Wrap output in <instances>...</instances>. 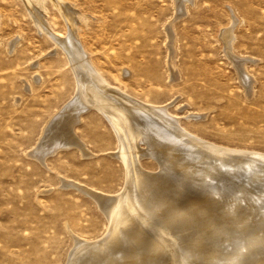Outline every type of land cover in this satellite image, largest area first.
I'll return each mask as SVG.
<instances>
[{
    "label": "rangeland",
    "instance_id": "rangeland-1",
    "mask_svg": "<svg viewBox=\"0 0 264 264\" xmlns=\"http://www.w3.org/2000/svg\"><path fill=\"white\" fill-rule=\"evenodd\" d=\"M63 1L75 16L74 32L78 44L88 53V59L111 86H116L113 89L141 102L167 105L166 111L174 115V118L177 117L178 125L182 124V127L206 141L264 153V0ZM44 5L45 8L40 10V20L43 26L47 23L44 28L47 29L48 25L49 28L41 31L35 22L36 12L29 9L31 7L25 0H0V264H66L75 247L76 238L97 241L107 234L108 217L96 199L83 188L65 185L61 183L62 180H74L88 188L92 187L113 195L119 193L126 182L124 164L121 158L113 153L117 150L116 136L107 119L94 108L82 112L78 123L73 125L65 123L68 128L65 127L67 131L63 130V136L75 135L74 138L78 136L77 139L82 140L86 150H89L88 152L92 150L90 153L92 155L80 154L82 151L74 145H70L74 147L69 148L58 146L60 150L58 147H55L56 149L50 147L44 157L38 155L36 148L34 149L41 141L50 144L54 132L63 127L64 120L59 125L54 122L52 126L55 128L51 127V131L48 130L45 134L51 115L74 95L76 88L66 52L62 46H56L54 39L51 38L52 35L59 41L65 40L67 37L65 34L70 31L69 22L56 9L57 7L53 6L52 0H45ZM232 18L236 19L235 22H231ZM228 27H232L234 41L227 51L223 30ZM14 42L15 44H12ZM170 47L172 48L169 49ZM170 54L173 55L172 58ZM231 54L232 56H229ZM238 58L244 60V70L252 79V91L247 92L239 79L234 65ZM195 113L200 115L195 117ZM150 133L146 139L139 141V148L145 149L144 151L151 145L149 143L154 134ZM165 142L161 141L160 145L167 144ZM156 160L155 156L152 158L151 155L143 154L139 165L150 174H156L161 168H165L164 170L170 173H167L168 176L175 177L176 180L183 179V183L186 184L189 182L184 192L189 196L192 192L196 193L197 196L192 194L193 198L190 197V200L197 202L195 206L199 204L198 206L205 207V213L201 216L194 215L191 219L187 216L177 217L170 224L176 233L182 227L183 231L185 228L183 235L177 239L179 247L184 245V248L179 249L184 250L193 245L191 249L200 252L197 257L194 251L196 258L193 255L189 259H194L196 264H226L223 258L214 257L210 260L209 257L213 254L212 245L217 250H231V245L229 247L228 244L232 243L231 239L234 237L229 232L233 233V236L241 235L240 239H251L253 243L252 247L244 249L235 262L241 264L244 261L243 257L244 259L250 257L243 263L253 264L256 260L253 259L254 256H261L260 258L258 256L257 260L264 256L262 249L264 245L261 243L263 240L264 244V196H260L264 190L263 163H260L263 165L262 170H259L260 173L250 184L246 171L235 173L238 179L234 180L236 175H229L233 170L229 165L220 167L223 170L219 169L220 172L212 174L211 178L207 177L205 182H209L206 184L204 181H202L204 183L194 181L193 178L197 174L194 175L193 172L187 176L188 178L183 177L181 172L184 168L174 166L172 160H157L158 162ZM163 161L164 163H161ZM224 170L227 172L223 173ZM241 172L245 175L241 176ZM176 175H180L179 178ZM179 180L178 183L182 181ZM215 181L218 186L223 187L218 193L220 191L222 193L223 190L224 195L215 192L219 195L217 196L214 192L203 190L205 184L217 185ZM232 181L238 182V185L236 183L234 185ZM224 182L229 187H224ZM158 185L162 189L158 187L159 190L153 191L154 197L155 195L159 197L166 191L172 193L176 188L174 184V189L172 185L164 187L161 183ZM236 185L240 186L237 189L244 196L237 191ZM207 194L212 199L209 202ZM227 197H230V200ZM233 197L238 199L239 206L233 207L236 208V213L233 210L234 214H227L226 209L228 211L231 208L230 203L236 201ZM184 198L179 197L180 203ZM240 200L245 204L249 202L246 204L248 207L243 206L244 203ZM217 203L222 206H218ZM221 207H224L223 210L226 208L224 212ZM239 207L245 210L242 211ZM167 208L164 207L163 210ZM195 208H190V212L195 213ZM259 209H262L263 213ZM256 210L261 213H257ZM247 213L252 216H247ZM253 215L258 220L254 219L255 223L250 221L253 220ZM243 219L245 223L240 224L239 221L243 222ZM259 221L261 229L259 224L256 225L257 228L255 226ZM233 222L235 225H232ZM191 223L193 224L190 225ZM223 223H226V226L229 223L228 230ZM197 226L202 229L197 230L199 229ZM132 229L133 226H130L129 231ZM259 229L263 231L262 236L256 235ZM215 230L218 231L213 232ZM252 231L254 234H251ZM262 231L257 232L258 235H261ZM221 232L225 236L228 233V236H222ZM215 233L216 235L212 236ZM228 240L230 242H227ZM131 241L120 234L115 242L102 248L104 252L101 249L98 251L99 248L96 246H86V250L80 249L71 264H87L89 261L88 264H91V261L92 264H108L112 257L118 259L115 264H124L117 253L122 248H124L122 250L135 248V242L130 243ZM210 241L213 244H210ZM128 242L131 246L127 244ZM149 242L146 241V244L143 241L138 244L150 246ZM214 242H217V245ZM222 242H227L228 246L225 244L226 247L222 245L221 248ZM204 246L208 247V251ZM251 248L255 252L250 253ZM166 252L167 249H163L156 253V256L167 257ZM102 253H105V257ZM98 255L103 256L100 259ZM200 257L202 258L198 259ZM166 260L167 258H164L161 262L165 263ZM250 260L254 261L249 262ZM261 263L264 264L263 258Z\"/></svg>",
    "mask_w": 264,
    "mask_h": 264
},
{
    "label": "bare ground",
    "instance_id": "bare-ground-1",
    "mask_svg": "<svg viewBox=\"0 0 264 264\" xmlns=\"http://www.w3.org/2000/svg\"><path fill=\"white\" fill-rule=\"evenodd\" d=\"M25 1L27 2V4L30 5L31 8H29V9H33L36 12V17H35L36 21L35 22H36V25L38 27L36 25L35 26L38 29L40 28L39 30L42 29L41 31H46L49 28V25H48L47 29L44 28V27L47 26V23L45 22L46 20H44V22L46 23V26H43V24L41 22L42 20H40V10L45 8V5H44L45 0H25ZM52 1H53V6H56L57 7L56 9H58V11H60L62 13L63 17L69 22L70 31H69L68 34H65V36H67L65 40L59 41L56 37H54L52 35H51V38L54 39L56 46L60 45V46H62L63 51L65 50V52L67 54L69 66L71 67L72 73H73L75 81H76V88H75L74 95L71 96V98L66 103H64L62 106H60V109L56 110V112L53 115H51L52 117L50 116L51 117L50 118L51 119L50 120V124L47 125V128L45 130L46 131L45 134L47 133L48 130L51 129V127H54V126H52V123H54V122H55L54 124H58L59 125V123L62 120H64L63 127L59 128V131H57L58 133L54 132L53 139L51 138L52 140H51L50 144L47 143L46 141L45 142L41 141L40 143H38V146L34 147V149L36 148L35 151H36V153L38 155L43 156L51 148H55V147L57 148L58 146L59 147L61 146V148H62V146H64V148H65V146H66V148L68 146V148H69L70 145H74V146H76L78 148V150L82 151V153H80V154H83V153L87 154V155L90 154L92 152V150L90 152H88L89 150L88 151L86 150V147H85L84 143L82 142V140L80 141V139H77L78 136H77V138H74L75 135H74V137H72L70 135L63 136V134H64L63 130L65 129L66 124L67 125H73L74 123H76L80 119V114L82 112L87 111L89 108H94L97 112H99V114H101L102 116H104L107 119L109 125L111 126V128H112V130H113V132H114V134L116 136V139H117V150L114 151L113 153L121 158V160H122V162L124 164L125 172H126L125 185H124L123 189L119 193H117L115 195L105 193L103 191H100L99 189L98 190L97 189H93L92 187L88 188V187H86L85 184L82 185V184H80V183H78V182H76L74 180L64 179V180L61 181V183L63 182L65 185H71V186L73 185L74 187L76 186V187L83 188L87 193H89L92 197H94L96 199L95 201H97L99 203L100 208L103 209L104 213H106V215L108 217V221H109L108 232L100 240L87 241V240H84L82 238H76L75 247H74L72 253L70 254V257L68 258L66 264H71L76 259V255L80 251V249L85 248L86 246H92V247L96 246L97 248H99L98 251L100 249L102 250L103 247H107L109 244L115 242L118 239L120 234L123 235L124 238L126 237L127 239L128 238L131 239L132 241L130 243L135 242V244L137 245V246L135 245V248H131V250L130 249L122 250V249H124V248H122L125 245L124 244L121 247L122 248L121 251L117 250L118 251V253H117L118 254L117 255L118 258L123 260L126 264H196L194 259H189V257L195 255V252H196V250H192L193 249L192 248L193 245H191L192 249L190 247H188V248H185L184 250H181L182 247L184 246L183 243L181 244L179 242L180 245H183L182 247L180 246L181 249H179L180 247L177 244L178 243L177 239L181 235H183V232L185 231V228H184V231H183V227H182V229H180L178 231V233H176L177 231L173 227H171L170 224H171L172 220L177 218V217H186L187 216L188 219H191V218H194V217H192L194 215L195 216H198V215L201 216V215H203L205 213L204 212V208L205 207L204 208L200 207V206H198L199 204L197 205L198 206L197 207V206H195V204L197 202H195L193 200H190L191 198H193V197H191L193 192H192L191 196H189V194L187 195L186 194L187 192L186 193L184 192L186 190L187 185L190 184L189 182H188V184L183 183V179L180 178L182 181L177 179V180L181 181L180 183H178L175 177H171L170 175L169 176L167 175L168 172L164 170L165 168H163V169L161 168L160 169L161 171L160 172H156V174H153V173L150 174L147 171H144V169H142L140 167V165H139L140 158L142 157L143 154H148V155H151L152 158H153V156H155V158L158 161L164 160V159H166L167 161H171L172 160V164L174 166H176V167L182 166L184 168L182 170V172H181V175L183 177L190 176L189 174L193 172V174L194 173L197 174V176L194 177V178L192 176L193 180L194 181H201V182L202 181L205 182V179H207V177H210L212 174L218 172L220 167H222V166L226 167V165H229L233 169V170H231L233 173L228 170L230 172V173L228 172L229 175L238 173L241 170L244 173L246 171V175L247 174L249 175V179L248 178L247 179L249 180L248 182L250 184L252 182V179L260 173L259 170L264 165V153L263 152H258V151H253V149H252V151H247L246 149L243 150V149L231 148L229 146H224V145H220V144H216V143H213V142L206 141V140L202 139L201 137H199L197 135H194L192 132L187 130L185 127H182L181 126L182 124L181 125L179 124L180 125L179 126L178 125V121L179 120L176 119L177 117L174 118V115L172 116V115L169 114V112L166 111L167 110L166 109V106H167L166 103H165L166 106H164L162 104L161 105H155V104H152L150 102H141V101L135 100L136 98L135 99L130 98V97H128V95L126 96V95L116 91L115 89H113L116 86L115 87L111 86V83L100 73V71H98V68H96V66H94L92 64L90 59H88V57H87L88 53H86L80 47V45L78 44L77 37L75 35L76 33L74 32L75 31V29H74V22H75L74 21V19H75L74 17L75 16L72 15L71 9L69 10L66 7V3L63 0H52ZM43 11H42V13H43ZM72 11L74 12V10H72ZM76 15H77V12H76ZM32 18H34V16ZM79 18L80 17H78V19ZM43 19H45L44 16H43ZM235 20L236 19H233V21H231V22H235ZM33 21H34V19H33ZM63 22H65V21H63ZM75 27H76V25H75ZM169 28H170V26H169ZM223 31H224L223 32V40L225 42L226 49L228 51L232 47L231 45H232V43L234 41V34L232 32V27H228V28H226ZM49 34L50 33H48V36H49ZM169 34H171V33H169ZM171 36H172V34H171ZM171 38H174V37H171ZM12 44H15V42L12 43ZM10 46H12V45H10ZM171 48L172 47H170L169 49H171ZM171 55L172 54H170L169 56L171 57ZM229 56H232V54L229 55ZM172 57H173V55H172ZM170 62H171V60H170ZM170 62H169V64H170ZM234 65H235V68H236V70H237V72H238V74L240 76L239 79H241L240 80L241 83H243L244 87L246 88L245 90L247 92H249L251 90V87H252V79L250 78V76L244 70V60L242 58H238V59L235 60ZM116 89H118V88H116ZM123 93H125V92H123ZM194 115H195V117H198L200 114H196L195 113ZM48 121H46V122L48 123ZM42 128H44V127H42ZM66 128H68V127H66ZM69 128H70V126H69ZM72 129H74V128H72ZM65 131H67V130L65 129ZM150 132H152L154 134L153 138L151 140L149 139L150 136L148 138L151 141V142L148 141V142H150L149 144H151V145L149 146V148L146 149V151H144L145 149L142 150V149L139 148L140 147L139 146V141H141L143 139H146L147 136L149 134H151ZM41 134H42V132H41ZM39 140H41V139H39ZM161 141H166L167 144L160 145ZM74 146H70V147H74ZM59 147H58V149H59ZM146 147H147V145H146ZM35 151H33V152L35 153ZM52 151H53V149H52ZM54 152H56V150ZM146 152H148V153H146ZM48 153L45 155V158L48 155ZM90 155H92V154H90ZM34 156H35V154H34ZM39 161H41V160H39ZM43 161H44V159H43ZM164 161L161 162V163H164ZM260 163H263V165L261 166ZM220 170H223V169L221 168ZM225 171L226 170H224L223 173ZM169 172H171V171H169ZM243 172H241L242 174L241 173H239V174H241V176L245 175V174H243ZM168 174H170V173H168ZM235 175H236V178L233 177V178H235L234 180L238 179V177H237L238 175L237 174H235ZM172 176H174V175H172ZM178 176H180V175H178ZM216 176H217V174H216ZM216 176H214V177L216 178ZM224 176L225 175H222V177H224ZM232 176H234V175H232ZM242 178H244V176ZM223 180H224V178H223ZM187 181L188 180H186V182ZM204 182H202V183H204ZM208 182L209 181H207L205 183L208 184ZM213 182L214 181L212 180V184H213ZM241 182L244 183L243 181H241ZM158 183L163 184L162 187H164V185H168V186L172 185L173 186V184H174L176 188H175L174 192H172V193H170L169 191L168 192L166 191V192H163L161 194L158 193V194H160L159 197H156L157 195H155V197H154L153 191L157 190L158 187L161 188V186H159ZM176 183H178L179 185L176 184ZM210 183H211V180H210ZM218 183H220V182H218ZM221 183H222V181H221ZM235 183L238 185V182H235ZM235 183L233 182L234 185H235ZM206 184L205 185L203 184L204 185V187L202 186L203 190L209 191V192H214V194H216L215 192L218 193L219 190H221L223 188L220 185L218 186L216 181H215V184H217V185L214 184L215 186H213V185L210 186L211 184L210 185H206ZM246 184H247V182H246ZM230 185H231V183H230ZM237 185H236V189L240 187V186L237 187ZM195 186H196V183H195ZM223 186L226 187L228 185L227 184L225 185V182H224ZM252 186H254V185H252ZM252 186L250 188H252ZM228 187H227V190L229 189ZM245 187L248 188L247 186H245ZM80 188H79V190H80ZM231 188H230V190H231ZM173 189H174V186H173ZM227 190H226V192H227V195H228V191ZM163 191H165V190H163ZM237 191H238V189H237ZM263 191H262V195L260 194V196H264L263 195V193H264ZM194 192H195V190H194ZM224 192H225V190H224ZM238 192H241V191H238ZM238 192H236V193H238ZM198 193H199V191H198ZM201 193H203V192L201 191ZM205 193H207V192H205ZM220 193H221V191H220ZM220 193H218V194H220ZM222 193H223V190H222ZM195 194H193V195L197 196ZM209 194H211V193H209ZM214 194L212 193V195H214ZM241 194H242V192L240 193V195ZM223 195H224V193H223ZM223 195H222V197H223ZM229 195H231V193ZM257 195L258 194H256V196ZM181 196L185 197L184 200H182L183 201L182 203H180V201L178 200L179 197H181ZM207 196H209V195L207 194ZM217 196H219V195H217ZM235 197L237 198L238 196L235 195ZM235 197H233V198H235ZM208 198L209 199L207 200V202L210 201L211 196H209ZM224 198H222V199H224ZM227 198L230 200V197H227ZM236 198H235V200H236ZM218 199H219V197H218ZM241 199H243V197ZM213 200H214V198H213ZM225 200H227V199H225ZM229 200H227V201H229ZM246 200H247V198H246ZM233 201H234V199H233ZM241 201L244 203L243 200H240V202ZM235 202H231L230 205L228 204L229 206H231L230 209H232V210H230L229 207H228L229 210L227 211V209L225 208L227 214L233 213L232 212L233 210H234V213H236V208H238L239 202L238 201L236 203ZM248 203L246 202V204H248ZM250 203H252V202H250ZM246 204L244 203V205L243 204L242 205L248 207ZM217 205H218V203H217ZM217 205H216V207H217ZM218 206H222V204L218 205ZM261 206H263V205H261ZM164 207H168L167 210L165 209L166 211L163 210ZM192 207L193 208L196 207L195 208L196 209L195 213H193L194 211L190 212V208H192ZM211 207H214V206H211ZM233 207H236V208L233 209ZM208 208H210V207H208ZM223 208L221 207L220 209L223 210ZM239 208H240V210H242L241 207H239ZM225 209L223 210V212L225 211ZM240 210L237 209V211H239L238 213H240ZM244 210H242V211H244ZM259 210L261 211L262 209H259ZM215 211H216V209H215ZM260 211H257V213L260 212ZM210 212L212 213V211H210ZM216 212H215V214H216ZM244 213H246V211ZM216 215H218V213ZM249 215L250 214L247 213V216H249ZM250 216H252V215H250ZM224 217H226V216H224ZM255 218L256 217L254 216L253 220H250V221L255 223V221H254ZM259 218L260 217H258V219ZM199 219L202 220L201 218H199ZM250 219H252V218L250 217ZM263 219H264V217H263ZM202 221H203V223H205L204 220H202ZM202 221H201V223H202ZM205 221H208V220H205ZM256 221H258V220H256ZM230 222H232V221H230ZM208 223H209V221H208ZM226 223L225 224L223 223V226L224 225L226 226ZM233 223H232V225H235V223L234 224ZM239 223L240 224L245 223L244 219H243V222L239 221ZM192 224L193 223H191L190 225H192ZM215 224H216V222H215ZM228 224L226 226L227 227L226 230H228V227L231 225V223H230L229 226H228ZM257 224H259V227H260V221H259V223L256 222L255 226ZM236 225L238 226V224H236ZM130 226H133V229L130 230L131 232L129 231ZM185 226H186V224H185ZM223 226H222V231L224 230ZM243 226H245V225H243ZM255 226L253 225V228ZM128 227H129V229H128ZM200 227H202V224H201ZM200 227L197 226V228H199V229H197V228L196 229L200 231L202 229V228L200 229ZM217 227H218V225H217ZM257 227L258 226H256V228ZM186 228H187V226H186ZM203 229L207 230V228H205V227H203ZM213 229H214V227H213ZM215 229H217V228H215ZM231 229L232 228H230V230ZM260 229H261V227H260ZM260 229L258 231H260ZM189 230H187V231H189ZM216 231H218V230H215L213 232H216ZM263 231H262L261 235H258V233H260V232H258V233L256 232V235L257 236H262ZM193 232H195V231L193 230ZM202 232H201V234H202ZM233 232H234V230H233ZM229 233L232 234V237H234V238L231 239L232 243L228 244L227 242H230L229 240L226 242L229 245V247L231 245V248H230L231 250H229V251H224V250H220V249L217 250L212 245L213 254H211V256L209 257L210 260L213 259L214 257H217V258H223L226 261V264H236V263L238 264V261L235 262L237 257L243 253L244 249L252 247L253 243H252L251 239H240V238H242L241 235H238L236 233L237 236L236 235L233 236V233H231V232H229ZM252 233H253V231L251 232V234ZM220 234H222V232ZM227 234H226V236H228ZM188 235H187V237L189 238ZM214 235H216V233L213 234L212 236H214ZM223 235L225 236V234H222V236ZM222 236H220V237H222ZM186 238H185V240H187ZM199 238H201V237H199ZM215 238H216V236H215ZM253 238H254V235H253ZM259 238H261V237H259ZM193 239H195L194 236H193ZM223 239L224 238L222 237V241H224ZM227 239H229V237H227ZM262 239H263V237H262ZM257 240H259V239H257ZM257 240H255V241H257ZM124 241H125V239H124ZM143 241H144V243H146V241H150L149 242L150 246H148V245L142 246V244L141 245L138 244V243H143ZM211 241H212V239H211ZM215 241H218V240L215 239ZM261 241H262L261 242L262 245H264L263 244V240H261ZM181 242H182V239H181ZM125 243H126V241H125ZM216 243L214 242L215 245H217ZM222 243H220L221 244V248H222V245L224 246L226 244V243H223V244ZM127 244H129V242ZM210 244H213V243L211 242ZM210 244H208L209 247H210ZM257 244H259V243H257ZM199 245L202 246L201 244H199ZM205 245L207 246V244H205ZM226 245L224 247H226ZM262 245H260V246H262ZM120 246L121 245H119V247ZM132 246H133V244H132ZM146 246H148V247H146ZM206 246H204V247L206 248ZM207 248L205 250L208 251ZM255 248H257L256 244H255ZM111 249H113V247ZM163 249H167V252H168L167 257L164 256V258H167L165 263L161 262L162 259H164V258H162L161 256H160L161 258L156 256V253H159ZM195 249H196V247H195ZM251 249L252 250H250V253H252L251 251H253V248H251ZM262 249L264 251V248H262ZM85 250H86V248H85ZM263 251L261 250V253ZM253 252H255V250ZM199 253L196 252L197 257L199 255ZM80 254H78V255H80ZM102 254L104 255L105 253H102ZM209 254H210V252H209ZM253 254H251V255H253ZM96 255L97 254H95V256ZM196 255H195V258H196ZM102 256H99L100 259L102 258ZM106 256H108V255H106ZM258 256H256V257L254 256V258L251 256L253 259H256V260L255 261L254 260H250L249 262L254 261L255 264H262L261 263V259L262 258L264 259V256L261 259L257 260ZM104 257H105V255H104ZM260 257L261 256H259V258ZM201 258L202 257H200L198 259H201ZM244 258L245 257H243L244 261H246L247 259H250V257L246 258V259H244ZM116 259H117V257H112L110 259V261L107 262V263L108 264H115L116 263ZM94 260H95V258H94ZM103 260L104 259H102V262H103ZM94 262H98V261H94ZM219 262L220 261H218V263ZM254 262H253V264H254ZM223 263H225V262H223ZM91 264H92V261H91Z\"/></svg>",
    "mask_w": 264,
    "mask_h": 264
}]
</instances>
